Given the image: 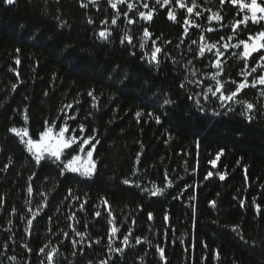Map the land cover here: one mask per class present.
Returning a JSON list of instances; mask_svg holds the SVG:
<instances>
[{
    "label": "trees",
    "instance_id": "obj_1",
    "mask_svg": "<svg viewBox=\"0 0 264 264\" xmlns=\"http://www.w3.org/2000/svg\"><path fill=\"white\" fill-rule=\"evenodd\" d=\"M183 3L0 0V264H264V22ZM65 126L90 180L10 131Z\"/></svg>",
    "mask_w": 264,
    "mask_h": 264
},
{
    "label": "snow or ice",
    "instance_id": "obj_2",
    "mask_svg": "<svg viewBox=\"0 0 264 264\" xmlns=\"http://www.w3.org/2000/svg\"><path fill=\"white\" fill-rule=\"evenodd\" d=\"M6 2L8 4H12L14 2V0H6ZM93 2H95V0H93ZM111 2V0H110ZM120 2H124V0H120ZM157 3H161V0H156ZM177 3L180 4L181 7H185L186 5L183 3V0H176ZM224 0H221V3H223ZM231 2L233 4L238 3V0H231ZM164 4H168L169 0H163ZM264 0H250V3H241L240 7L241 8H246L250 13H251V20L253 22H257L258 20H264ZM117 5L115 3H112V7L115 8ZM128 7L131 9L133 6L131 4L128 5ZM145 8L148 7L147 4L144 5ZM195 7V3L193 0V7H188L187 8V12L188 13H192L193 9ZM261 14L259 17L257 14ZM199 14V13H197ZM141 17L150 20L152 18V14L148 13L147 15L145 13H140ZM169 17L171 19H175V17L172 15V13H169ZM216 19H220L219 16L215 17ZM248 20V17L246 16L244 18V20L242 21H238L237 22V27L239 26L240 23H246ZM130 23L132 21H129ZM113 24L116 23L115 20L112 21ZM145 36H148L149 33L147 32V30H145ZM99 36L102 38H107V34L104 31H101L99 33ZM223 39V38H222ZM249 39H255L257 42L256 43H252L249 44L246 41H241L240 43L243 44L244 46V53L243 55L245 57L249 56L252 52L257 51L258 49L264 48V43H260L259 41H264V31L260 32L259 34H257V36L255 38L253 37H249ZM130 42V41H129ZM195 43V41L193 42ZM239 46V45H237ZM141 47H143V45H141ZM214 47V46H213ZM225 47H227V45H225ZM160 52L159 48H156L155 51L152 53V57L153 59H155L156 57V53ZM201 55H203V48H201L200 50ZM217 55H220L219 52H217ZM262 59H264V57H261ZM253 71H255V69H253ZM215 78V77H213ZM259 83L260 84H264V77H261L259 79ZM254 86V85H253ZM240 88L245 87V84H241L239 86ZM89 95H91V93H89ZM233 95H235V93H233ZM229 99H231V97H228ZM165 103H171V101H165ZM249 108L252 107V105H248ZM140 113H137V116H139ZM157 122H159V118L157 117ZM81 130L83 131V126H81ZM11 132L15 133L17 136L21 137V140L23 143L26 144L27 150L30 153H33L35 156V160L36 163L39 164L41 159L43 158L44 154L47 153L48 155L55 157L57 160L60 159L61 156V152L64 149H68L71 147L72 144H75L77 142V140L79 139L78 137L72 136L69 139H65V133L68 131L67 127H61L58 131V133H53L52 128L48 127L46 128L43 132L39 133V139H31L29 138L28 140L24 141L23 137L28 136V131L27 129L24 130H18L16 128H12L10 129ZM89 141L83 140L82 141V145L83 144H88ZM82 145H78V147H80V151L83 152L84 148L82 147ZM94 147V145H93ZM92 156H93V152L91 150H88L86 153V159L82 158L79 154L76 155H72L70 159H67V162L64 163L63 167L65 170L71 171V172H81L82 175H91L92 171L95 168V163L92 160ZM221 179H223V177H221ZM124 183H128V181H124ZM29 191H31V188H29ZM154 195L156 193H153ZM35 215V213H34ZM97 215H99V213H97ZM29 223H31V221H29ZM116 229H113V232H115ZM139 242V241H137ZM124 243H127V237H125ZM117 251H121L120 249H117ZM161 251V255H163V249L160 250ZM52 257L49 256V259H51Z\"/></svg>",
    "mask_w": 264,
    "mask_h": 264
},
{
    "label": "rangeland",
    "instance_id": "obj_3",
    "mask_svg": "<svg viewBox=\"0 0 264 264\" xmlns=\"http://www.w3.org/2000/svg\"><path fill=\"white\" fill-rule=\"evenodd\" d=\"M258 2H259V0H258ZM241 3H245V4H247V3H250V0H238V3H236V4H237V5H240ZM262 6H263V5H262ZM243 9L246 11L245 13H247L249 19L251 20V13H250L246 8H243ZM257 15H258V17H259L261 14L258 13ZM258 22H264V20H258L256 23H258ZM256 42H257V41H256L255 39H252V40L249 42V44L256 43ZM259 42H260V43H263V41H259ZM262 49H263V48L258 49V50L255 51V52H252V53H251L249 56H247L246 58L249 59L253 54L257 53L258 51H260V50H262ZM259 84H260V83H259ZM260 85H264V84H260ZM52 130H53V133H58V131L55 130L54 128H52ZM14 134H15V133H14ZM15 135H16V134H15ZM16 136H17V135H16ZM17 137L21 140V137H20V136H17ZM29 138H30V136H29V134H28V136L23 137V140L26 141V140H28ZM69 138H71V136H69L68 131H67V132L65 133V139H69ZM82 141H83V140H77V142H76L75 144H72L70 148L62 150V152H61V156H60V159H59V160H57L55 157H52V156L48 155L47 153H45L44 156H43V158L41 159V161H44V160H52V161H55V162H57V163H62V161H63V159H64L65 157L70 156L69 153H70L71 150H76L77 154H79L82 158H85V159H86V158H87V157H86V153H87V151H88V150H91V151L93 152L92 160H93V162L95 163V168H94V170L92 171L91 175H82L81 172H71V171L66 170L68 173H71V174H73V175L79 176V177H81V178H83V179L90 180V179L93 178V176H94V174H95V171H96V162H95V158H94L96 146L94 145V147H93V144H92L91 141H89L88 144H83V145H82ZM21 142H22V140H21ZM22 143H23V142H22ZM23 144H24L25 147H26V144H25V143H23ZM78 145H82V147L84 148V151H83V152L80 151V147H78ZM26 149H27V147H26ZM27 151H28V150H27ZM28 152H29V151H28ZM29 154H31V156L35 159V156H34L33 153H30V152H29Z\"/></svg>",
    "mask_w": 264,
    "mask_h": 264
},
{
    "label": "built area",
    "instance_id": "obj_4",
    "mask_svg": "<svg viewBox=\"0 0 264 264\" xmlns=\"http://www.w3.org/2000/svg\"><path fill=\"white\" fill-rule=\"evenodd\" d=\"M238 6L240 7V5H238ZM240 9H241L242 12H246L243 8L240 7Z\"/></svg>",
    "mask_w": 264,
    "mask_h": 264
}]
</instances>
